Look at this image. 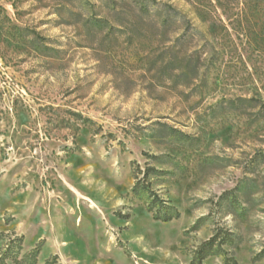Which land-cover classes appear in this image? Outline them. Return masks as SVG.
Wrapping results in <instances>:
<instances>
[{
    "label": "rangeland",
    "instance_id": "rangeland-1",
    "mask_svg": "<svg viewBox=\"0 0 264 264\" xmlns=\"http://www.w3.org/2000/svg\"><path fill=\"white\" fill-rule=\"evenodd\" d=\"M216 234L264 264V0H0V255L192 264Z\"/></svg>",
    "mask_w": 264,
    "mask_h": 264
},
{
    "label": "trees",
    "instance_id": "trees-1",
    "mask_svg": "<svg viewBox=\"0 0 264 264\" xmlns=\"http://www.w3.org/2000/svg\"><path fill=\"white\" fill-rule=\"evenodd\" d=\"M123 5L125 6H131L134 4L135 0H120ZM145 1V0H143ZM136 8V7H135ZM145 8L147 6L142 5V10L146 11ZM170 8L168 5H162V7H158L156 14L160 15L163 13L166 9ZM118 25H122L123 23L121 21H116ZM191 39V37H190ZM186 42V35H182L177 37V39L174 41V47H182L184 43ZM193 45H189L187 49H191ZM203 52V49H195L191 53H189L188 57H185L184 59L180 60V65H183L181 67H178L176 69V72H180L177 76H175L174 84L179 86V81L181 79L188 78V75L184 71H190L193 73V79L197 80L200 78L201 70L203 69V65L199 63V58L197 59L193 65V61L196 57H200ZM184 85V84H183ZM150 197L153 201V205L158 204L161 206H167L166 201L161 199V197L151 192ZM166 209L168 207H165ZM170 208V207H169ZM172 208V207H171ZM179 217V213L176 211V215L173 216H159L156 215L157 220H161L163 222H170L175 218ZM231 240L228 237H223V239H220L219 234L214 235L212 238H210L208 241H206L204 244H202L201 248L198 249L195 252V257L192 260V264H202V262L208 258L211 255H214L217 252H222L224 255V264H237V261L229 255L227 251H224L222 247ZM23 246V238H10L7 244V247L4 249L3 253L0 255V264H36V259L38 254L35 253H29L24 255L22 258H19V253L21 252Z\"/></svg>",
    "mask_w": 264,
    "mask_h": 264
}]
</instances>
